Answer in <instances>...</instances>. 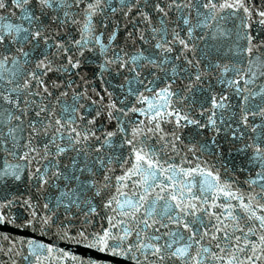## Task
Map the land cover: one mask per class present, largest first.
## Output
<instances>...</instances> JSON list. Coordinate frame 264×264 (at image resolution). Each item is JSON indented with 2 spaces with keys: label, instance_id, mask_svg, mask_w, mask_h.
<instances>
[{
  "label": "snow or ice",
  "instance_id": "obj_1",
  "mask_svg": "<svg viewBox=\"0 0 264 264\" xmlns=\"http://www.w3.org/2000/svg\"><path fill=\"white\" fill-rule=\"evenodd\" d=\"M0 264H264V0H0Z\"/></svg>",
  "mask_w": 264,
  "mask_h": 264
}]
</instances>
